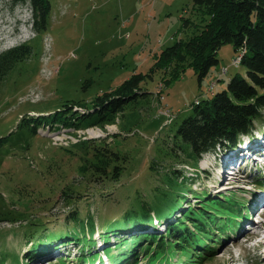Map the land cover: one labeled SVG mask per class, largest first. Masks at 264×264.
I'll list each match as a JSON object with an SVG mask.
<instances>
[{"label":"rangeland","instance_id":"rangeland-1","mask_svg":"<svg viewBox=\"0 0 264 264\" xmlns=\"http://www.w3.org/2000/svg\"><path fill=\"white\" fill-rule=\"evenodd\" d=\"M208 18L193 0H51L45 27L38 30L28 1L0 0V53L23 43L32 46L30 56L15 64L0 86V260H4L3 264H18L16 261L18 258L22 261V257L27 261L41 231L80 230V223L75 225L72 217L74 210L85 221L89 213L93 214L98 228V233L93 234L96 241L103 236L105 228L120 218V209L141 210L149 205L160 211L168 198L176 197L183 183L191 188L184 201L185 208L191 204L198 209L201 200L215 199L239 216L234 214L229 220L228 214H224L211 223L224 235L218 234L216 246L204 241L195 248L192 262L187 261V253L180 249V244V247L171 246L168 251L179 256L177 264L258 262V256L263 255L262 235L257 239L245 228L243 236L237 235L238 231L232 235L230 230L242 225L251 202L264 195V189L249 183V179L256 180L258 176L259 180L264 179V172L253 170L250 175L248 171L232 179L228 172L222 174L221 165L225 157L241 153L244 141L254 142L253 137L264 134V117L256 122V135L244 136L238 149L217 148L198 161L188 143L182 145L183 150H176L174 141L180 123L194 114L193 103L212 96L213 82L216 81L214 90L218 92L237 73L246 76L243 65L233 64L234 57L240 54L233 43L223 44L218 64L201 80L196 68L186 65L179 77L163 86V77H169L170 73L158 70L143 83L147 94L127 103L113 123L94 127L90 125L94 121L91 117L83 121V128L69 126L67 132H72L78 140L72 139L71 134L64 141L67 144L55 140L56 135L64 133V129L59 131L58 123L46 124L45 130L43 124L39 125L36 132L29 125H19L24 117L52 113L74 102L90 104L96 96L118 87L134 73L148 72L162 50L190 39ZM223 67L228 70L224 72ZM49 126L51 132L57 133H48ZM92 128L102 137H79L78 130ZM81 134L90 136L87 132ZM104 144L118 155L112 164L123 168L118 179L97 171L102 180L95 181L91 177L95 171L92 165L97 161L94 150ZM174 169L180 172L178 179L171 173ZM228 199H235L236 203ZM184 206L170 220L181 216L186 223L182 230L185 227L194 230L190 218L183 217V212L181 215ZM262 228L260 224L256 226L258 230ZM139 230L124 228L110 233V236L118 235L111 254L127 252L117 264H155L166 256L161 253L154 262L157 254L144 253V245H130L132 239L127 241L130 246L124 247L125 236L130 238L129 234H137ZM83 234L77 235L83 238ZM174 235L169 240L177 245L173 242ZM234 238L238 239L236 243ZM54 242L64 252L57 264H78L80 261L71 256L79 259L86 253L82 248L78 251L83 245L74 237L66 236ZM153 246L155 252L160 248L158 242ZM57 247H52V253L29 260L36 261L34 264H54L57 259L52 257L56 256ZM45 259L51 260L44 262Z\"/></svg>","mask_w":264,"mask_h":264},{"label":"trees","instance_id":"trees-1","mask_svg":"<svg viewBox=\"0 0 264 264\" xmlns=\"http://www.w3.org/2000/svg\"><path fill=\"white\" fill-rule=\"evenodd\" d=\"M18 1H28L31 4L34 22L38 30L45 27L46 18L51 9V0ZM193 1L209 17L203 28L187 41L180 40L176 44L162 50L155 65L148 72L134 73L118 87L96 96L90 104L74 102L65 105L64 109L52 113L40 114L29 118L24 117L19 125H29L36 132L37 127L42 124L54 125L60 123L65 126L80 127L83 126V121L91 117L94 118V121L90 125L113 123L117 113L122 111L127 103L136 100L141 95L147 94L143 83L147 79L152 78L155 72L164 69L165 73H170L169 77H163L162 85L164 86V83H169L179 77L186 65H193L201 80L208 75L214 65L218 64V53L223 44L231 42L237 51L240 50V54L237 56L240 61L237 66L241 64L246 68V76L237 73L232 76L224 90L215 92L213 86L211 88V97L203 100L197 99L192 105L194 114L180 123L174 135V141L176 150H183L182 145L188 143L197 161L205 153L215 151L217 148L229 151L238 149L244 136L256 135V122L264 117V0ZM31 53L32 46L29 43H23L20 46L0 53V86L15 64L27 59ZM161 92L159 90V96L162 95ZM75 105H81V108L85 110L75 109ZM106 144H108L107 140ZM103 150H106L108 154ZM94 154L97 161L95 165H92V168H95L91 176L93 180H102L98 178L101 173H97V171H103V174H107L108 178L118 179L120 177L123 166L112 164L113 159L117 158L118 155L108 145L104 144L97 148L94 150ZM171 173L173 175L178 173L179 175L180 172L174 169L171 170ZM178 175L176 176L177 179L179 178ZM183 184L180 191H183V189L184 191L182 193L179 191L174 199L168 198L160 211H155L146 204L141 210L126 209L123 211L120 209L119 213L121 212V215L118 213L120 218L114 220L108 228L104 229L102 237L105 241H110V237H112L110 233L112 232L120 231L124 228L129 230L141 227L138 228L142 231L139 234H131L130 238L125 236L124 247L134 244L135 247L144 245V253L149 255L153 251L152 255H155V253L161 255L163 253V255L168 257L169 248H173L171 246L180 247V244V249L187 253V261H194L193 253L195 248L203 244L204 241L215 245V243H218L216 233L223 234L222 231L213 226L214 224L211 226V223H215L217 218L224 214H228L226 218L229 220L230 216L234 214L239 216V214L237 212L233 213L230 209H225L222 203L215 199L201 200L202 202L198 209L187 203L185 208L184 201L187 195L189 196L191 188L187 183ZM184 186L187 188H183ZM226 198L228 196H225ZM228 201L236 203L235 199H228ZM183 206L181 215L183 212V217L190 218L195 226L194 230L189 227H185L182 230V225H186V223L181 216H178L175 220H170L176 212H180L179 209ZM91 214L87 215L88 218L85 221L83 220L85 218L80 219L78 211L74 210L72 217L75 225L80 223V230L67 231L63 229L54 233H42L43 231H41L38 234L39 238L32 249L29 250L28 260L25 261L22 257V261L18 258L16 262L19 264L21 261V264H29L30 260L37 255L50 253L52 247H57L58 245L54 242L55 239L62 240L66 236L74 237L75 240L82 241L83 244L92 249L95 244L93 234L98 228L95 217L92 218ZM245 216L243 215V217ZM15 218H12V220ZM157 218L167 222V231L162 234L150 233L145 229L148 225L153 224ZM176 229L179 230L176 231ZM215 229L218 231L216 232ZM79 232L84 233L83 238L77 235ZM181 232L182 234H180ZM173 234H175L173 242L177 243V245H174L169 240ZM31 235H34V233ZM166 236L168 239L165 238ZM145 237H148V239H145ZM129 239H132V244L127 245ZM143 240H146L144 244ZM157 242L160 248L155 252L153 244ZM122 243L123 241L120 242V245ZM107 249L111 254V246H107ZM126 254L127 252L124 251L123 254H111L110 259L113 263H117ZM96 258L97 254H91V250L81 256L82 261L89 260V262L91 259ZM126 259L129 258L126 257ZM152 261L155 262V259ZM161 262L159 261L155 264H161ZM170 262L171 264L175 263L172 260ZM3 263L4 260H0V264Z\"/></svg>","mask_w":264,"mask_h":264},{"label":"bare ground","instance_id":"bare-ground-1","mask_svg":"<svg viewBox=\"0 0 264 264\" xmlns=\"http://www.w3.org/2000/svg\"><path fill=\"white\" fill-rule=\"evenodd\" d=\"M239 61H240V59H238L237 58V64L239 63ZM241 63V62H240ZM81 106V105H80ZM77 108H79V107H77ZM79 110V109H78ZM85 110V109H84ZM84 110H82V111H84ZM64 126H62V128H61V130L62 129H64V133L62 134H58V135H56L55 137H54V139L55 140H57V141H60V142H64L65 141V139L67 140V136H68V134H71L72 135V132H67V128H63ZM95 127V126H94ZM97 127V126H96ZM60 130V131H61ZM99 130V129H98ZM48 131V130H47ZM78 132L80 133L79 134V137L80 138H83L84 137V139L85 138H91V137H97V136H101V135H99V131H97V130H93V128L92 129H88L87 131H84V130H78ZM88 133L90 136L89 137H87V135L86 136H83L81 133ZM72 137V139H74V140H78V139H76V136H71ZM64 144H67V142H64ZM233 173V172H232ZM234 175V174H233ZM258 233L259 234H261V233H264V229L262 228L261 230H258ZM260 245V244H259ZM262 245H264V236H263V238H262ZM261 246V245H260ZM262 256H258V262L256 263V264H264V248H262Z\"/></svg>","mask_w":264,"mask_h":264},{"label":"built area","instance_id":"built-area-1","mask_svg":"<svg viewBox=\"0 0 264 264\" xmlns=\"http://www.w3.org/2000/svg\"><path fill=\"white\" fill-rule=\"evenodd\" d=\"M233 64H234L235 66H237V56L234 57V59H233ZM223 69H224V72H226V71L228 70L227 67H223ZM222 71H223V70H222ZM214 84H215V82H213V84L211 85V88L214 86ZM211 88H210V91H211V93H212V89H211ZM168 112H169V111L166 110V113H167V114H169Z\"/></svg>","mask_w":264,"mask_h":264}]
</instances>
